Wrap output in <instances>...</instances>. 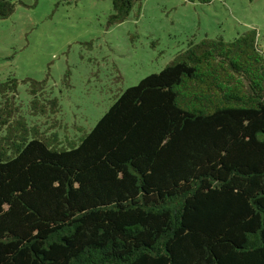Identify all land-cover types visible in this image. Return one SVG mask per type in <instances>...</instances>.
Listing matches in <instances>:
<instances>
[{
  "label": "trees",
  "instance_id": "trees-1",
  "mask_svg": "<svg viewBox=\"0 0 264 264\" xmlns=\"http://www.w3.org/2000/svg\"><path fill=\"white\" fill-rule=\"evenodd\" d=\"M141 1L112 0L111 22ZM14 10L0 0V18ZM256 35L190 40L69 148L21 115L17 79L1 83L0 264H264ZM30 84L32 114L58 110Z\"/></svg>",
  "mask_w": 264,
  "mask_h": 264
},
{
  "label": "rangeland",
  "instance_id": "rangeland-1",
  "mask_svg": "<svg viewBox=\"0 0 264 264\" xmlns=\"http://www.w3.org/2000/svg\"><path fill=\"white\" fill-rule=\"evenodd\" d=\"M11 1L14 12L0 18V84L17 79L21 115L60 147L77 145L124 90L190 40L255 30L264 52V0H142L117 23L112 0ZM31 79L45 82L58 110L31 113Z\"/></svg>",
  "mask_w": 264,
  "mask_h": 264
}]
</instances>
